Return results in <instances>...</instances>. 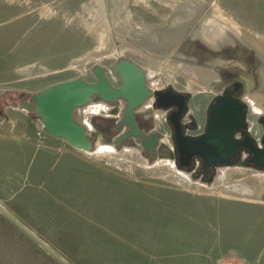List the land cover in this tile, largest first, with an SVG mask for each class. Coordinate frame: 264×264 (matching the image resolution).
Returning a JSON list of instances; mask_svg holds the SVG:
<instances>
[{
	"label": "rangeland",
	"instance_id": "obj_1",
	"mask_svg": "<svg viewBox=\"0 0 264 264\" xmlns=\"http://www.w3.org/2000/svg\"><path fill=\"white\" fill-rule=\"evenodd\" d=\"M119 57L152 88L188 91L199 130L210 99L245 71L252 88L233 95L259 134L264 0H0V96L10 94L1 101L26 112L0 204L69 264H264V168L217 165L206 179L178 166L172 148L144 154L133 136L117 146L96 130L84 150L43 129L31 93L91 80L94 63L117 82ZM109 106L92 97L73 118L95 129L90 117ZM0 264L60 263L0 213Z\"/></svg>",
	"mask_w": 264,
	"mask_h": 264
},
{
	"label": "water",
	"instance_id": "obj_2",
	"mask_svg": "<svg viewBox=\"0 0 264 264\" xmlns=\"http://www.w3.org/2000/svg\"><path fill=\"white\" fill-rule=\"evenodd\" d=\"M94 80L81 77L63 79L48 84L30 94L34 104V113L40 117L43 129L56 137H61L72 146L90 150L91 139L87 126L73 118L76 107L86 103L94 95L113 103L115 98H125L122 118L118 125L126 123L127 130L121 132L113 142L120 145V141L141 134L143 151L148 148L154 150L158 133L148 136L136 127L134 109L148 95H152L156 107L175 106L172 110V138L173 147L177 152V165H187L192 155L199 157L202 165L214 162L231 163L238 147H246L252 153L251 159L264 154V147L256 146L245 128V102L226 89L213 96L205 109L203 129L197 134L185 132L179 122L181 114L186 112V100L190 93L180 91L171 85L163 88L149 89L144 84L143 68L135 62L125 58H117L114 71L120 80L117 86L109 82L105 74V67L94 63L91 68ZM251 77V75H249ZM188 114V113H187ZM235 131L245 132L243 138L234 136ZM264 134V132H263ZM264 142V141H263ZM256 159V158H255ZM236 162L242 163L238 157ZM234 162V163H236ZM0 213L16 224L23 232L33 238L42 248L50 253L61 264H69L60 255L48 247L41 239L30 232L17 218L0 204Z\"/></svg>",
	"mask_w": 264,
	"mask_h": 264
},
{
	"label": "flooded vegetation",
	"instance_id": "obj_3",
	"mask_svg": "<svg viewBox=\"0 0 264 264\" xmlns=\"http://www.w3.org/2000/svg\"><path fill=\"white\" fill-rule=\"evenodd\" d=\"M143 73H144L145 86H147L149 89H158V88H152L147 84L144 70H143ZM238 74H239V80L231 81L225 84L222 90L218 92L217 94L221 93L225 89L233 94V92L242 84L246 89L252 88L251 77H249L246 82L245 79L249 75L248 74L246 75L245 71L243 72L241 69ZM243 74H245V76ZM116 79H117V82H112L110 81V79H109V82L112 85L117 86L120 84V80L117 75H116ZM91 80H94V76H93V79ZM246 84L248 87L246 86ZM92 97H95L98 100L104 101L103 99L96 97L94 95ZM189 97L186 100V106H187L186 112L180 115L179 122L182 125V128L185 130V132L191 133V134H197L201 132L203 128L199 130L200 124L197 123L195 116L191 114V112H189V108H188ZM248 97L250 96H247V98ZM115 99L116 101L113 103L104 101L110 104V106L106 107L107 108L106 110H104L103 108H100V112H97V113H101V114H95V116H93L94 114L93 115L91 114L93 116V117L92 116L90 117L91 122L95 126V129H91L87 127L88 130H91L89 131L90 139L93 137V134L96 133V130H98L103 135H108V134L113 135V139H115L121 132L127 130L128 125L126 123L118 125V121L122 118L123 107L125 106L126 100L125 98H122V97H117ZM239 99L244 101L246 104L245 105V128L247 129V134L253 139V142L256 144V146L262 149L264 147V142H263L264 141V134H263L264 132V112H262L256 118V122L259 124V127H260V132L258 135H255L249 129V123H248L249 121L246 117L248 113V104L245 101V97H242V98L239 97ZM174 108L175 106H170V107H165V108L156 107L153 104L152 95H148L134 109V120H135L137 129L141 131V133L145 134L146 136H148L151 133H158L156 137V143L154 146L153 153H152V149L150 148H148L146 151H143V147L141 145V134L138 133V134L131 135V136L137 138L138 144L140 145L142 152L148 156L154 157L162 149L168 151L172 148V151L174 152V156H175V162L177 163V152L175 151L173 147L172 121L170 119L173 115L171 114V112ZM155 109L160 111V114H162V120L156 121L157 124L155 123V119L153 118V115H152V112ZM203 125H204V122L202 126ZM244 134L245 132L243 133H241L240 131L234 132V136L237 138H243ZM130 138L131 137L125 140L122 139L120 141V145L123 142L129 141ZM114 143L116 144V142ZM170 144L172 146H170ZM238 157L242 160V163L240 164L244 166H247V167L255 166L261 169L264 168V154L258 153V156L255 157L256 159L255 158L251 159L252 157L251 151H249L246 147H243V146L238 147L236 149L235 155L231 158L232 162L228 164L214 162V163L203 166L201 159L195 155H192L190 159L187 161L188 162L187 165H179V166L187 168L188 170H191L192 172L196 173L198 176L200 175L208 179L213 176V172L215 171L217 165H230L236 162Z\"/></svg>",
	"mask_w": 264,
	"mask_h": 264
},
{
	"label": "crops",
	"instance_id": "obj_4",
	"mask_svg": "<svg viewBox=\"0 0 264 264\" xmlns=\"http://www.w3.org/2000/svg\"><path fill=\"white\" fill-rule=\"evenodd\" d=\"M3 98L5 99L7 98L6 100H10V94H8L7 92L5 96H0V103L2 104V109H0V175L9 174L10 172H12L13 164L11 162L13 158H12V147H11L12 145L11 144H12V139H13V133H12L13 126H15L16 120L19 117H21L20 115H22V113L26 114V112H20V113L14 112L13 113L11 111H7L6 107L7 106L11 107V104L14 105L15 103H13L12 101H6L8 102V104H5L6 102H3L4 100ZM1 99L3 100L1 101ZM189 111L191 112L190 109ZM24 119L27 121L26 117ZM197 120L198 119L196 118V121ZM24 129H26V127ZM47 134L49 136H53L49 133ZM19 156L21 157V153L16 152V155H15L16 160H19Z\"/></svg>",
	"mask_w": 264,
	"mask_h": 264
},
{
	"label": "built area",
	"instance_id": "obj_5",
	"mask_svg": "<svg viewBox=\"0 0 264 264\" xmlns=\"http://www.w3.org/2000/svg\"><path fill=\"white\" fill-rule=\"evenodd\" d=\"M231 264H238V263H236V262H231Z\"/></svg>",
	"mask_w": 264,
	"mask_h": 264
},
{
	"label": "trees",
	"instance_id": "obj_6",
	"mask_svg": "<svg viewBox=\"0 0 264 264\" xmlns=\"http://www.w3.org/2000/svg\"><path fill=\"white\" fill-rule=\"evenodd\" d=\"M2 216H4L3 214H2ZM5 217V216H4ZM5 218H7V217H5ZM8 219V218H7ZM20 229V228H19ZM21 230V229H20Z\"/></svg>",
	"mask_w": 264,
	"mask_h": 264
},
{
	"label": "bare ground",
	"instance_id": "obj_7",
	"mask_svg": "<svg viewBox=\"0 0 264 264\" xmlns=\"http://www.w3.org/2000/svg\"><path fill=\"white\" fill-rule=\"evenodd\" d=\"M254 102V101H253ZM254 104H255V102H254ZM255 106H256V104H255ZM156 110V109H155ZM156 111H158V110H156Z\"/></svg>",
	"mask_w": 264,
	"mask_h": 264
}]
</instances>
